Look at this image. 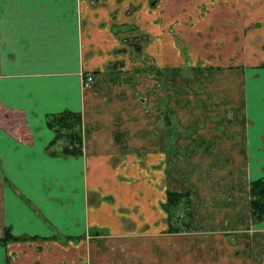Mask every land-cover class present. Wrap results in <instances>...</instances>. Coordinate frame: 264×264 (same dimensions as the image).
I'll return each instance as SVG.
<instances>
[{
  "label": "crops",
  "instance_id": "1",
  "mask_svg": "<svg viewBox=\"0 0 264 264\" xmlns=\"http://www.w3.org/2000/svg\"><path fill=\"white\" fill-rule=\"evenodd\" d=\"M175 1L0 0V236L7 228L14 236L34 237L0 243V264H85L93 259L91 250L87 255L86 241L63 245L50 237L78 236L105 226L121 235L113 222L122 215L118 207L126 203L153 212V218L157 205L162 210L165 191L157 200L154 193L140 192L144 187L139 180L127 181L125 176L140 175L141 161L151 171L166 152L151 102L156 96L150 95L147 104L141 101L150 91L147 85H154L146 74L157 61V47L167 55L173 46L171 31L178 30L182 39L191 32L192 45L210 43V28L225 27L222 15L225 21L235 15L237 29L253 18L264 20V0L214 2L204 21L197 19L204 0H185L195 4L180 12L174 9L181 7H174ZM190 14L196 20L188 27ZM233 25L226 30L231 32L228 27ZM217 36L213 33L211 39ZM228 43L227 48L232 45ZM244 45L250 48L252 43ZM167 68L173 66L157 71ZM248 72L241 79L240 105L247 119L236 118L229 143L222 141L219 153H200L210 171L221 157L217 188L212 191L200 180L193 184L197 193L190 192L197 198L199 221L215 226L230 222L237 227L240 210L249 216L243 201L247 182L264 177V73ZM90 74L93 81L84 86L82 77ZM128 74L135 80L127 83ZM63 110L80 112L85 132L81 155L52 156L45 150L53 136L45 116ZM200 124L207 126L205 140L221 142L218 124L220 131L206 118ZM230 173L234 185L226 187ZM242 174L245 188L237 184ZM155 188L150 184L144 190ZM253 224L264 228V220ZM155 256L149 251L140 263L156 264Z\"/></svg>",
  "mask_w": 264,
  "mask_h": 264
},
{
  "label": "rangeland",
  "instance_id": "2",
  "mask_svg": "<svg viewBox=\"0 0 264 264\" xmlns=\"http://www.w3.org/2000/svg\"><path fill=\"white\" fill-rule=\"evenodd\" d=\"M214 2H222L223 5L234 4V0H204L198 13L200 18L197 19L204 21L208 6ZM195 3L176 0L173 4L174 7L181 6L174 8L180 12L186 7H193ZM190 16L192 17V14ZM216 16L217 14L214 13L212 18L215 19ZM222 16V23L225 27L220 30L210 28V32L207 34V40H211V42L215 40V45H212L211 42L192 45L193 39L189 38L191 32L186 35L188 39H182L179 30L171 31L172 37H174L171 51H168L166 55L157 47V61L151 62V67H153L150 71L151 74H146L154 85H147L144 82L147 85L146 90L151 88L144 95L145 97H141V101L147 104L150 95L151 97L152 95L156 96V100L154 102L151 100V102L156 110L158 135L163 146L165 145V153L168 154L165 155L163 151V158L156 164H152L151 171L148 167L143 166L144 162L141 161L142 173L140 175L126 173L125 176L128 178L127 181L136 180L135 182H138L139 180L144 187L140 192L154 193L157 200L162 197L166 188L195 192L193 184L200 180L201 182L204 180L207 188L212 191L217 188V171L222 167L221 157L214 160L216 164H213L210 171L209 165H204L200 159V153H205L204 155L208 156H210L209 153H219L217 149L219 145L222 146V141L229 143V135L231 136L229 133L236 118L237 122L242 117L247 119L246 111L243 108L240 110L242 76L244 77L246 70L247 72L249 70L248 73L253 75L264 73V29L262 30L264 20L253 18V22L246 23L237 29L235 25L238 20L235 19V15L226 21L223 20L226 15ZM238 16L242 17L243 15ZM191 17L186 22L188 27L192 21L196 20ZM226 24H235L228 27L231 28V32L226 30ZM192 29L194 27L191 28V31L194 32ZM212 30H214L213 33L218 32L219 36L211 39ZM250 41L251 49L244 45L245 42L248 45ZM227 42L232 44L231 47H226ZM233 43H237V45ZM167 48L169 50V46ZM163 66H173L174 70L157 71ZM250 67L252 68L251 72ZM124 79L127 83H129L128 80H135L130 74L126 75ZM152 110L151 108V112ZM203 118L214 123L215 129L218 124L221 129L220 131L217 128L222 135L221 142L204 139L203 133H206L205 127L207 126L200 124ZM214 124H211V127ZM221 151L223 152V150ZM145 152L146 150L140 153L141 159ZM157 156L159 157V153ZM143 169L145 170L143 171ZM203 172L205 173L203 174ZM144 174H148V176L144 177ZM213 176L214 181H212ZM227 179L226 187L230 184L234 185L231 173ZM234 179L236 178L234 177ZM246 180L242 174L237 184L245 188ZM150 184L155 185L156 188L144 190ZM130 196L131 194L127 198ZM229 196L230 194L226 197ZM122 199L125 201V196ZM196 200L195 196L192 209L194 226L189 232H166L164 230L166 225L163 221L164 213L158 205L155 207L153 218L151 216L153 212L148 213L146 210H140V207L136 205L132 206L126 203L118 207V211L122 215L117 222H113L115 227L119 225V229H114L116 232H123L121 235L111 234V229L105 226L88 228L78 236L64 237L56 234L50 239L63 245L67 244L69 240L76 243L82 240L86 241L87 255L91 250L93 259L87 258L85 264H141L140 261L143 258H148L149 251L150 254H156V264H264V228H258L256 224H253L255 220L249 218L243 210L239 211L235 228L230 222L231 227L228 223L223 222L219 226H215L213 222H200L198 219L200 214H197L198 207L195 206ZM243 201L246 202V199ZM151 208L154 210V207ZM231 236L232 239H230ZM154 241H157L156 245H154ZM146 262L149 264L148 261Z\"/></svg>",
  "mask_w": 264,
  "mask_h": 264
},
{
  "label": "trees",
  "instance_id": "3",
  "mask_svg": "<svg viewBox=\"0 0 264 264\" xmlns=\"http://www.w3.org/2000/svg\"><path fill=\"white\" fill-rule=\"evenodd\" d=\"M174 70V69H173ZM46 126L53 132L45 147L52 156H77L82 154L81 115L78 111L63 110L45 116ZM249 215L260 222L264 220V177L252 179L248 183ZM194 197L190 191L167 188L161 208L165 212V231L168 233L189 232L194 226ZM34 237L14 236L7 228L0 236V243L27 240Z\"/></svg>",
  "mask_w": 264,
  "mask_h": 264
},
{
  "label": "built area",
  "instance_id": "4",
  "mask_svg": "<svg viewBox=\"0 0 264 264\" xmlns=\"http://www.w3.org/2000/svg\"><path fill=\"white\" fill-rule=\"evenodd\" d=\"M92 80H93V78L91 75H86V76L82 77V82H83L84 86L89 85V83H91Z\"/></svg>",
  "mask_w": 264,
  "mask_h": 264
},
{
  "label": "flooded vegetation",
  "instance_id": "5",
  "mask_svg": "<svg viewBox=\"0 0 264 264\" xmlns=\"http://www.w3.org/2000/svg\"><path fill=\"white\" fill-rule=\"evenodd\" d=\"M173 69H171V68H167V71H172ZM91 75V74H90ZM92 76V75H91ZM93 78V77H92ZM93 81V80H92ZM183 155V154H182ZM248 183H249V181L247 182V189H248ZM182 191V190H181ZM248 192V191H247ZM246 200H247V203H248V205H249V198H248V193H247V197H246ZM249 218H250V215H249Z\"/></svg>",
  "mask_w": 264,
  "mask_h": 264
}]
</instances>
